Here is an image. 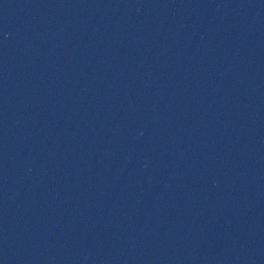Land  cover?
I'll return each mask as SVG.
<instances>
[{"label": "water", "instance_id": "obj_1", "mask_svg": "<svg viewBox=\"0 0 264 264\" xmlns=\"http://www.w3.org/2000/svg\"><path fill=\"white\" fill-rule=\"evenodd\" d=\"M0 264H264V0H0Z\"/></svg>", "mask_w": 264, "mask_h": 264}]
</instances>
